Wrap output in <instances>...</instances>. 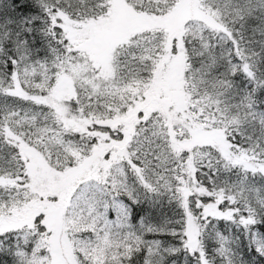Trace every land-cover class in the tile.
Instances as JSON below:
<instances>
[{"label":"snow or ice","instance_id":"obj_1","mask_svg":"<svg viewBox=\"0 0 264 264\" xmlns=\"http://www.w3.org/2000/svg\"><path fill=\"white\" fill-rule=\"evenodd\" d=\"M0 264H264V0H0Z\"/></svg>","mask_w":264,"mask_h":264}]
</instances>
